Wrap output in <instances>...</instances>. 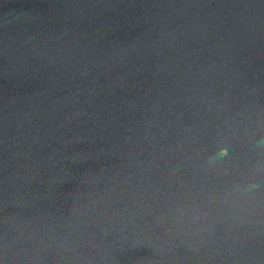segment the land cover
<instances>
[{
    "label": "water",
    "instance_id": "obj_1",
    "mask_svg": "<svg viewBox=\"0 0 264 264\" xmlns=\"http://www.w3.org/2000/svg\"><path fill=\"white\" fill-rule=\"evenodd\" d=\"M0 264H264V0H0Z\"/></svg>",
    "mask_w": 264,
    "mask_h": 264
}]
</instances>
